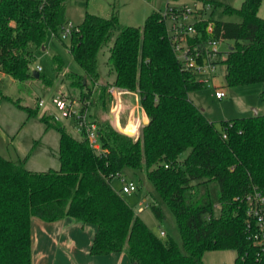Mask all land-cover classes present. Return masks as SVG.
Returning a JSON list of instances; mask_svg holds the SVG:
<instances>
[{"label":"trees","instance_id":"16d2710c","mask_svg":"<svg viewBox=\"0 0 264 264\" xmlns=\"http://www.w3.org/2000/svg\"><path fill=\"white\" fill-rule=\"evenodd\" d=\"M202 1L242 18L213 20V37L233 40L216 61L226 64L228 85L264 81L263 0H244L240 6ZM67 22L66 0H0V71L51 86L52 78L30 70L33 48L44 46L48 32L58 34ZM69 35L70 53L84 70L69 73L72 85L89 90V96L99 87L96 103L103 109L112 86L138 91L149 122L134 138L107 119L96 120L98 151L84 133L76 137L54 112L44 111L41 121L60 134L59 169L30 170L0 152V264H32L34 216L44 221L72 216L96 224L92 254L125 251L133 264H203L206 251L220 249L237 251L233 264H264L245 201L256 188L264 190V114L221 120L219 126L210 119L191 97L206 87L182 66L159 10L143 26L124 25L116 13L87 12ZM113 35L108 61L116 77L103 84L98 54ZM53 60L62 70L64 60L59 55ZM16 102L30 115L40 111L39 104ZM126 167L146 171L175 216L183 249L174 237L155 233L113 186ZM151 206L162 218L161 207Z\"/></svg>","mask_w":264,"mask_h":264},{"label":"rangeland","instance_id":"374dc122","mask_svg":"<svg viewBox=\"0 0 264 264\" xmlns=\"http://www.w3.org/2000/svg\"><path fill=\"white\" fill-rule=\"evenodd\" d=\"M197 1L201 2L202 0ZM219 1L232 6H240L243 0ZM177 2L178 0H66L68 21L66 25L77 26L83 21L87 12H93L105 17L116 13L124 25L143 26L146 18L153 11L164 12L168 4ZM259 13L264 15V0L259 8ZM206 17L212 21L240 22L242 20L236 13L225 12L223 6L220 5H210L206 11ZM114 39L115 35L102 45L98 54L101 81H109L115 76V71L108 61L110 47L114 43ZM70 40V35L63 36L62 30H59L58 34L51 30L48 32L44 46L33 48L34 58L30 70L32 72L41 71L52 78L54 82L51 86H45L40 80L21 82L10 74L0 71V152L8 158L23 162L22 164L30 170L45 171L60 168L59 131L54 127L45 128L46 124L40 119L44 111L54 112L59 116V111L52 100L54 95L65 94L69 98L75 99L77 107L87 108L88 119L95 120L98 117L100 108L95 100L99 87L96 86L92 95L89 96L87 95L89 90L84 91L72 85L69 73L75 71L83 74L84 70L70 53L68 48ZM232 43L233 40L225 39L220 43L219 49L225 52ZM54 55H59L65 62L60 71L56 69ZM224 56L223 54L222 58ZM216 66L218 84L226 90L227 96L218 99L212 87L200 88L191 92L195 102L206 110L207 116L215 120L219 126L221 120L237 116L264 114V99L262 97L264 81L230 86L226 79V64L218 62ZM101 81L100 83H102ZM40 99L44 101V105L40 106L38 115H30L16 102L19 101L23 106L36 107ZM58 119L72 134L81 137L82 133L76 128L72 119L61 116ZM133 136L139 138L141 131L135 132ZM36 139L38 142L34 144ZM27 155L29 157L24 162ZM123 175L128 181H134L138 189L130 193L123 192L121 190L122 181L117 176L112 180L113 186L120 191L136 213L141 205L146 206L142 212H139V215L147 225L163 238L174 237L183 249L175 216L147 177L146 171L126 167ZM153 203L161 207L162 218H158L155 214L151 206ZM161 230H164L166 234L162 235ZM236 256L235 249L208 250L203 256V264H233Z\"/></svg>","mask_w":264,"mask_h":264},{"label":"built area","instance_id":"2783aa9c","mask_svg":"<svg viewBox=\"0 0 264 264\" xmlns=\"http://www.w3.org/2000/svg\"><path fill=\"white\" fill-rule=\"evenodd\" d=\"M208 7L210 5L205 6L203 1L178 0L175 4H168L162 13L167 21L170 40L182 66L194 71L199 82L205 87L214 88L215 96L223 99L227 96V92L218 84L216 66L218 53L221 51L219 45L223 40L213 37V21L206 17ZM204 20L208 21L207 26L200 27ZM72 28V24L65 25L62 29L63 36H68ZM205 33H207L206 36ZM52 100L59 111L58 115L72 119L76 128L88 138L91 146L100 151L102 148L98 123L94 119H88L87 108L82 110L77 107L76 100L65 94L54 95ZM39 105H44L42 99ZM118 177L122 181L123 192L130 193L138 189L135 182L128 181L123 174ZM245 201L247 202L248 225L251 228L254 243L264 248V190L256 188L246 195ZM145 207L141 205L138 212H142ZM161 234L165 235L166 232L162 230Z\"/></svg>","mask_w":264,"mask_h":264},{"label":"crops","instance_id":"0c3cea01","mask_svg":"<svg viewBox=\"0 0 264 264\" xmlns=\"http://www.w3.org/2000/svg\"><path fill=\"white\" fill-rule=\"evenodd\" d=\"M259 15L264 17L260 13ZM115 77L116 74L109 81H100L112 83ZM109 91L106 109L99 107L95 120L107 119L121 131L128 129L130 133L127 134L130 135L141 131L149 122V117L141 104L140 93L115 86ZM192 99L195 102L193 97ZM37 142L36 139L34 144ZM28 157L29 155L24 158V162ZM96 231V224L84 223L72 216L55 221H44L34 216L31 225L32 264H133L125 251L92 254L91 247Z\"/></svg>","mask_w":264,"mask_h":264},{"label":"water","instance_id":"95a60500","mask_svg":"<svg viewBox=\"0 0 264 264\" xmlns=\"http://www.w3.org/2000/svg\"><path fill=\"white\" fill-rule=\"evenodd\" d=\"M233 46H231L230 48H232ZM34 74H35V76L37 77L38 75H39V71L38 70H36V71H34ZM257 113V112H256ZM122 131L123 132H126V133H130V131L128 130V129H122Z\"/></svg>","mask_w":264,"mask_h":264}]
</instances>
